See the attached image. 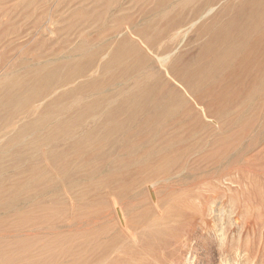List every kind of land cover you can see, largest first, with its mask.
Listing matches in <instances>:
<instances>
[{"label": "rangeland", "instance_id": "374dc122", "mask_svg": "<svg viewBox=\"0 0 264 264\" xmlns=\"http://www.w3.org/2000/svg\"><path fill=\"white\" fill-rule=\"evenodd\" d=\"M90 53L55 118L92 109L0 160V264H264V0H0V83Z\"/></svg>", "mask_w": 264, "mask_h": 264}, {"label": "bare ground", "instance_id": "6f19581e", "mask_svg": "<svg viewBox=\"0 0 264 264\" xmlns=\"http://www.w3.org/2000/svg\"><path fill=\"white\" fill-rule=\"evenodd\" d=\"M134 2V1H133ZM225 2V1H224ZM197 3V2H196ZM200 3V2H199ZM139 5V4H138ZM206 5V4H205ZM204 5V6H205ZM219 5V4H218ZM171 6V5H170ZM139 7V6H138ZM215 8V7H214ZM79 9V8H78ZM81 9V8H80ZM79 9V10H80ZM212 9V8H211ZM210 9V10H211ZM68 10V9H67ZM215 11V10H214ZM209 12V11H208ZM207 13V12H206ZM193 14V13H192ZM208 14V13H207ZM204 16V15H202ZM206 16V14H205ZM95 17V16H94ZM201 17V16H200ZM199 17V18H200ZM88 18V17H87ZM203 18V17H202ZM147 19V18H146ZM140 20V19H139ZM201 19H199L200 21ZM197 21V22H199ZM224 21V20H223ZM226 21V20H225ZM139 22V21H138ZM172 22V21H171ZM174 23V22H173ZM112 24V23H111ZM43 25V24H42ZM194 25V22L192 26ZM89 26V25H88ZM195 26V25H194ZM52 27V26H50ZM133 27V26H132ZM44 28V27H43ZM89 28V27H88ZM135 28V27H134ZM173 29V28H172ZM180 29V28H179ZM183 29V28H182ZM191 29V28H190ZM71 30V29H70ZM181 30V29H180ZM197 30V28H196ZM152 31V30H151ZM201 31V30H200ZM150 32V31H149ZM211 32V31H210ZM140 33V32H139ZM152 33V32H151ZM50 34V33H49ZM54 34V33H52ZM51 34V35H52ZM124 34V32L122 33ZM185 34V33H184ZM207 34V33H206ZM236 34V33H235ZM186 35V34H185ZM118 37V36H117ZM186 37V36H185ZM82 39V38H81ZM182 39H184L182 37ZM181 39V40H182ZM72 41V40H71ZM163 41V40H162ZM133 42V41H132ZM157 42V41H156ZM106 43V42H105ZM182 43V42H181ZM179 45V44H178ZM160 46V45H159ZM210 46V45H209ZM178 47V46H177ZM186 47V46H185ZM125 48L128 51L135 50L136 46L131 42H126ZM158 48V47H157ZM7 49V48H6ZM159 49V48H158ZM177 50V49H176ZM211 50V49H210ZM175 51V50H174ZM173 51V52H174ZM200 51V49H199ZM212 51V50H211ZM224 51V50H223ZM55 52V51H54ZM202 52V51H201ZM103 53V52H102ZM171 55V54H170ZM169 55V56H170ZM25 56V55H24ZM120 56V54H119ZM155 56V55H154ZM157 56V55H156ZM155 56V57H156ZM168 56V57H169ZM207 56V55H206ZM205 56V57H206ZM213 58V57H212ZM157 59V58H156ZM161 59V58H160ZM170 60V59H169ZM118 58L115 57L108 58L105 62L106 65H111L116 63ZM159 61V60H157ZM119 62V61H118ZM181 62V61H180ZM95 63V54L90 53L87 57L78 60H69L64 62L47 63L37 66L34 70L24 72L22 75L17 77H11L0 83V127L10 124V122L18 115L23 114V121L19 126L13 131L11 136H8L4 143L0 145V160H2L6 154L11 156L10 161L14 163H19L26 160L28 155L23 154L24 147L28 148L33 145L38 138L41 136L39 132H48L46 135L42 136L40 140L55 139L56 136L60 135L62 132H72L77 122L81 119L82 110H87L88 112L94 106L93 103L85 104L81 107L74 116H65L55 118L56 115L60 113L68 114L71 108H67L62 102L64 99H69L75 95L79 89L87 86H95L97 84L96 80L91 79L86 80L83 83L74 85L75 79L84 76L90 70V68ZM159 63V62H158ZM209 64V63H208ZM97 65V64H96ZM99 65V64H98ZM160 66V65H159ZM128 67H119V71L123 72L128 70ZM164 69V68H163ZM145 70V69H144ZM165 70V69H164ZM93 72V71H92ZM91 72V73H92ZM146 72V70H145ZM111 76H113L111 74ZM7 77V76H6ZM155 78V77H154ZM184 80V79H183ZM187 81V80H186ZM72 85V86H70ZM74 85V86H73ZM184 85V84H183ZM62 86H70L65 90L60 89L55 91L57 88ZM169 89V87H168ZM141 90V89H140ZM139 90V91H140ZM138 91V92H139ZM170 91V89H169ZM141 92V91H140ZM183 93V92H182ZM188 93V92H187ZM179 94V93H178ZM241 94V92H240ZM190 95V94H189ZM243 95V94H242ZM140 95L136 96V93H130L124 101L128 102L127 111H132L138 105V100ZM192 97V96H191ZM190 97V98H191ZM192 99V98H191ZM123 101V102H124ZM151 101V100H150ZM125 103V102H124ZM156 103V102H155ZM162 103V102H161ZM163 104V103H162ZM89 105V106H88ZM155 105V112L158 114L162 111L163 106ZM181 106V105H180ZM162 107V109H161ZM152 110V108L150 107ZM227 109H229L227 107ZM150 110V111H151ZM117 111H120L119 106L114 108H107L103 114L102 132H109L111 123L115 127H119L118 122H116L115 116ZM160 114V113H159ZM124 116V115H123ZM155 116V115H154ZM162 116V115H161ZM122 117V116H121ZM50 121H52L50 123ZM140 121V120H139ZM79 123V122H78ZM129 123V121H128ZM16 124V123H15ZM17 125V124H16ZM136 125V124H135ZM141 125V123H140ZM150 126V125H149ZM12 127V126H11ZM148 127V126H147ZM10 128V127H7ZM15 128V127H14ZM11 129V128H10ZM8 130V129H7ZM4 131V130H3ZM123 131V130H122ZM142 132V131H141ZM12 133V132H11ZM140 133V132H139ZM3 134V133H2ZM151 135V134H150ZM168 135V134H167ZM134 136V135H133ZM143 136V135H142ZM5 138V137H4ZM64 138V137H63ZM3 141V140H1ZM184 141V140H183ZM192 142V141H191ZM66 144V143H65ZM42 145V144H40ZM73 145V144H71ZM78 147L80 144L75 143ZM135 149V148H134ZM71 151V150H70ZM90 151V150H89ZM177 151V150H176ZM46 152V151H45ZM65 152V151H63ZM28 153V152H27ZM31 153V152H30ZM38 153V152H37ZM47 153V152H46ZM62 153V152H61ZM66 153V152H65ZM33 154V153H32ZM60 153L56 151H51L50 155L52 157H57ZM152 154V153H151ZM38 155V154H36ZM75 155V154H74ZM149 155V154H148ZM163 155V154H162ZM136 156V155H135ZM96 157V156H94ZM143 157V156H142ZM147 157V156H145ZM98 158V157H97ZM136 158V157H135ZM94 159V158H93ZM96 159V158H95ZM153 160V159H152ZM111 162V161H110ZM77 164V163H76ZM75 164V165H76ZM29 162V166H33ZM107 166V165H106ZM31 168V167H28ZM78 169V168H77ZM16 170V169H15ZM74 170V169H73ZM89 170V169H88ZM110 170V169H109ZM117 171V170H116ZM104 172V171H103ZM101 172V173H103ZM108 172V171H107ZM26 173V172H25ZM4 168L0 165V180L4 178ZM96 174V173H95ZM97 175V174H96ZM29 178V176H28ZM35 179V177L30 178L25 187L28 188L29 184ZM138 179V177H137ZM9 181V180H8ZM7 181V182H8ZM79 181V180H78ZM58 182V181H57ZM9 183V182H8ZM82 183V182H81ZM131 183V182H130ZM13 184V183H12ZM72 184V182L70 183ZM73 184H75L73 182ZM78 184V183H77ZM21 185V184H20ZM68 185V184H66ZM52 186V184H51ZM77 186V185H76ZM74 186V187H76ZM78 187V186H77ZM68 188L69 187L68 185ZM3 189V187H2ZM11 193V192H10ZM8 193V194H10ZM79 194V193H78ZM76 195V194H75ZM153 195V194H152ZM44 196V195H43ZM89 196V195H88ZM91 196V195H90ZM154 196V195H153ZM96 199V198H95ZM1 200V199H0ZM31 202V201H29ZM166 202V201H165ZM164 202V203H165ZM28 204V202H26ZM25 203V204H26ZM38 203V202H37ZM10 204V203H9ZM23 204V203H22ZM26 204V205H27ZM43 205V203H41ZM33 205V204H32ZM18 206V205H17ZM62 206V205H61ZM117 206V205H116ZM33 207V206H32ZM157 207V206H156ZM29 208V207H28ZM54 208V207H52ZM159 208V207H158ZM55 209V208H54ZM175 210V209H174ZM21 211V210H20ZM46 212V211H45ZM14 213V212H13ZM53 214V213H51ZM169 214V213H168ZM167 214V215H168ZM182 215V214H179ZM21 216V215H20ZM23 217V216H22ZM41 217V216H40ZM51 217V216H50ZM139 217V216H138ZM25 218V217H24ZM2 219V218H1ZM14 221V219H13ZM156 221V220H155ZM122 222V221H121ZM153 222V221H152ZM232 222V221H231ZM12 226V225H11ZM19 228V227H18ZM127 228V227H125ZM106 229V228H105ZM109 229V228H108ZM129 229V228H127ZM15 230V229H14ZM131 230V229H130ZM108 231V230H107ZM111 232V231H109ZM134 234L133 232H131ZM107 234V233H106ZM83 235V234H82ZM112 235V233H111ZM114 236V235H113ZM135 237V236H134ZM12 238V237H11ZM83 238V237H82ZM133 238V236H132ZM135 239V238H134ZM80 240V239H79ZM24 241V240H23ZM122 241V240H121ZM55 242V241H54ZM37 246V245H36ZM35 246V247H36ZM122 246V245H121ZM118 247V246H117ZM120 247V246H119ZM103 248V247H102ZM113 248V247H112ZM69 249V248H68ZM41 250V249H39ZM70 250V249H69ZM108 250V249H107ZM64 252V251H63ZM97 252V251H96ZM16 253V252H15ZM19 253V252H18ZM60 253V252H59ZM88 253V252H87ZM95 254V253H94ZM8 256V255H7ZM11 256V255H10ZM4 257V256H3ZM20 257V256H19ZM49 257V256H48ZM59 257V256H58ZM6 258V257H5ZM4 258V259H5ZM100 258V257H99ZM19 259V258H18ZM16 261H20L19 260ZM104 259V258H103ZM15 260V259H14ZM97 260V259H96ZM9 261V260H7ZM11 261V260H10ZM36 261V260H35ZM103 261V260H102ZM107 261V260H106ZM9 263V262H8ZM15 263V262H14ZM13 263V264H14ZM27 263V262H26ZM12 264V262H11ZM16 264V263H15Z\"/></svg>", "mask_w": 264, "mask_h": 264}]
</instances>
